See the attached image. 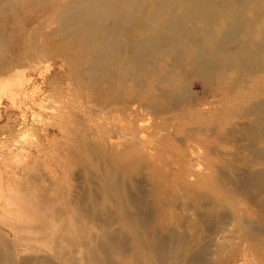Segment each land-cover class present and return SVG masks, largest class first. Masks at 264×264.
Listing matches in <instances>:
<instances>
[{
    "label": "bare ground",
    "instance_id": "1",
    "mask_svg": "<svg viewBox=\"0 0 264 264\" xmlns=\"http://www.w3.org/2000/svg\"><path fill=\"white\" fill-rule=\"evenodd\" d=\"M42 62L102 181L8 194L0 264H264V0H0V104Z\"/></svg>",
    "mask_w": 264,
    "mask_h": 264
},
{
    "label": "rangeland",
    "instance_id": "2",
    "mask_svg": "<svg viewBox=\"0 0 264 264\" xmlns=\"http://www.w3.org/2000/svg\"><path fill=\"white\" fill-rule=\"evenodd\" d=\"M48 65V62L39 63L37 65V68H39L37 73H34L32 77L27 76L21 78V80L19 81V83H21L17 84L14 90L10 92V95H4L1 100L0 202L4 203L6 205V208L9 206V204H11L10 201L6 198L7 195H20L23 190H31L33 187L31 184L32 182L49 183L57 180L58 187L59 185L66 186L67 184L72 185V187L77 186V184L85 186V183L88 187L93 184L98 185L102 181L100 171L96 167H86L81 164L75 165V163H77V158L75 157V155H77L76 151L72 154L66 150V146L68 145L67 139L62 136V133L58 132L61 123L60 118L64 109L68 110V106L73 108V103L79 101L72 94L68 95L67 93L60 91L54 92L52 85H55L56 82H48V84L46 85L42 70L45 69ZM30 78H32V81H29ZM193 88L199 92L203 90L202 85L197 83V81L194 82ZM14 93H16L15 101L12 100V96L14 95ZM32 108H34L33 110L36 111H33ZM55 114H58V116L53 117V115ZM146 117L149 116L147 115ZM88 119H96L95 113L93 111H91L90 114L84 116V119H82L83 123ZM147 122H149V119L147 120ZM34 125L37 127H33ZM27 127L31 128L27 130ZM80 133L81 136L85 138L88 130L82 129ZM164 143L171 145L175 142L173 140H170L164 141ZM122 158L125 160H131L134 159V156L124 154L122 155ZM59 164H62L64 168H61ZM162 169L165 170L166 167H163ZM147 170L149 171L150 169H146L144 172H147ZM179 170L175 169L171 173H177L179 172ZM225 172L226 174L234 173L230 168H226ZM34 174L35 176H32ZM143 174L139 176L141 180L142 178L144 179L146 175H150L146 174L144 176ZM158 174L159 171L154 169L153 175L157 176ZM130 175L131 174H128L127 172L123 174L124 180L126 182L130 180ZM37 178L39 179V181L37 180ZM77 179H80L82 183ZM145 180L153 182V180L147 177L145 178ZM146 181L144 182L142 180V185L145 186V183H147ZM149 184L150 183L146 184L147 187L149 186ZM163 184L172 185L171 187L176 185L175 181L172 180V178L163 180ZM67 187L68 189H66V187H62V190L60 192H57V189L52 190L53 194H55L60 199L66 198L67 193L69 194L72 189L71 186L70 188L69 186ZM179 203L180 206H182V208L184 209V214L189 215L191 211L188 208L189 203H187V200L183 197H180ZM5 214L7 215V217L13 216L11 213H9V210ZM150 235L151 233L149 232L147 239L150 238Z\"/></svg>",
    "mask_w": 264,
    "mask_h": 264
}]
</instances>
